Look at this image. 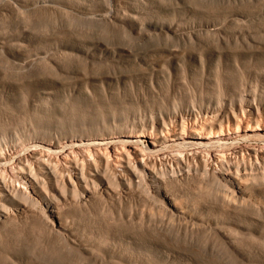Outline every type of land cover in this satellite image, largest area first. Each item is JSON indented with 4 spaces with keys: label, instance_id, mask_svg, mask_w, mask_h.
<instances>
[{
    "label": "rangeland",
    "instance_id": "rangeland-1",
    "mask_svg": "<svg viewBox=\"0 0 264 264\" xmlns=\"http://www.w3.org/2000/svg\"><path fill=\"white\" fill-rule=\"evenodd\" d=\"M239 1L0 0V46H3L0 47V141L8 143L3 150L8 159L0 172L9 177V154L17 151L18 157L23 158L24 144L34 137V132L45 131L52 138H59L63 133L80 128L94 130L103 121L118 123V126L133 121L138 123L157 110H171L173 103L179 110L183 103L198 110L201 106H212L217 98L236 95L245 81L254 85L253 71L260 68L264 59L249 48L241 54L221 57V62L214 59L210 69L191 75L189 64L197 60L191 54L197 52L196 47H186L179 59L181 69L173 72L168 59L157 48L169 45L170 41L155 40L154 35L151 40L141 39L143 33L153 34L154 25L181 22L185 25V21L192 19L208 20L227 30L264 29V0H250V4ZM100 13L125 16L126 20L122 23L98 20L96 15ZM235 13L243 16L238 17L242 22L235 21L232 17ZM132 18L136 27L141 28V35L134 33ZM263 36L253 35L259 43L264 42ZM176 41L181 43L173 40ZM81 47L92 56L77 52ZM161 65L171 76L164 79L151 75L150 69ZM243 74L247 80H243ZM101 76L106 77L103 84L94 81ZM148 82L156 85V92H150ZM252 93L246 88L247 98L254 97ZM259 96L260 92L255 95ZM262 116L264 118V113ZM258 125L263 129L264 121ZM13 144L16 146L11 150ZM234 144L238 156L225 149L222 151L232 157L229 156L226 163H239L236 169L230 166L232 173L249 185L250 193L242 197L246 200L243 203L251 206L249 209L222 213L218 204L223 196H230V188L228 191L210 182L194 166L190 171L193 178L180 190L172 189L185 197L183 200L189 205L209 209L217 213L216 217L222 214L219 224L208 225L217 226L228 239L207 224L195 226L162 218L159 202L145 194L142 187H134L131 194L118 187L117 191L121 192L118 199L115 196L97 198L88 208L72 207L71 194L66 191L63 201L51 192L50 183L44 191L58 200L59 206L53 205L60 208L59 212L63 211L60 212L62 221L73 235L89 243L103 236L115 241L120 238V243L128 248V255L134 256L140 264H264V141L253 139ZM250 146L257 150V155L248 158L246 150ZM206 154L202 156L207 162L209 156ZM157 166L158 172L166 170L168 176L187 170L177 164ZM39 200L23 202L24 210L13 212V222L3 227L0 224V264H99L98 260L68 246V233L60 235L51 230L40 215L42 203ZM235 200L237 204L242 203L241 199ZM241 221L246 222L247 231L239 228ZM231 242L235 243V249L230 248ZM247 255L251 257L249 262Z\"/></svg>",
    "mask_w": 264,
    "mask_h": 264
},
{
    "label": "bare ground",
    "instance_id": "bare-ground-1",
    "mask_svg": "<svg viewBox=\"0 0 264 264\" xmlns=\"http://www.w3.org/2000/svg\"><path fill=\"white\" fill-rule=\"evenodd\" d=\"M239 2L251 3L250 0ZM114 15H101L100 13L96 16H98L97 19L103 18L107 22L109 20V22L114 23H122L125 19V16L122 18ZM232 17L235 21H243L238 18L243 17L239 13L233 14ZM131 21L133 22V29L136 30L134 33L141 35V28L138 25V28L136 27L133 18ZM181 23L183 24V22ZM179 24L154 25L153 34L143 33L141 35L142 40H151L153 39L152 35H154L155 40L170 41L169 45L162 48L158 46L157 48L158 52L168 59L173 72L181 69L179 59L185 53L187 46L197 48L195 54L191 53L197 58L189 64L191 75L198 71L204 72L205 69H210V62L214 59L220 60L221 57L226 58L234 54H241L248 48L264 59V42L259 43L253 37V35H264V29L251 31L242 27L241 30H227L216 27L214 22L208 20L203 22L193 19L185 21V25ZM173 40H180L181 43L173 42ZM6 46L4 45V47ZM77 50V52L86 54L85 56L89 54L87 49L85 51L82 47ZM123 54L125 55V53ZM90 55L92 56V54ZM235 65L239 66L238 63ZM259 65L260 68H255V71L257 69L256 72L253 71L254 85L251 84L252 82L247 84L245 81L236 95L234 94L228 99L217 98L212 106H201L195 110V107H191L189 103H183L182 110H179L178 105L173 103L171 110H157L150 118L141 119L138 123L133 121V123L118 126V123L107 124L101 121L102 124L96 126V129L93 128L94 130H89L90 127L88 130L81 129L79 125V131L63 133L59 138H52L45 131L34 132V137L24 144L23 158L18 157L17 151L18 155L16 152L9 154L11 157H9L11 159L9 177L0 172L1 226L15 220H12L11 216H14L13 212L24 210L23 202H33L40 199L42 218L49 223L54 232H59L60 235L61 232L68 233L70 237L66 238V243L77 253H84L98 260L99 264H140L137 259H134V256L128 255V248L125 244L120 243V238L115 241L102 235L103 238L91 239L92 242L89 243L83 242L76 235H73L70 227L66 225L67 223H63L64 220L61 218L63 211L60 210V213L58 211L60 208L58 207V209L53 205L58 204L59 206L58 200H55L54 195L44 191L46 184L50 183L51 192L58 194L63 201L66 200V191H68L72 196L71 206L74 208H88L91 202H95L97 198L115 196L118 199L121 195V192L117 191L118 187L126 189L130 194L134 192V187H142L145 194L159 202L161 209L159 216L162 218L189 222L195 226L208 225L213 222L217 225L222 221L220 219L222 214L216 217L215 214L217 213L214 214L213 211L211 213L209 209H197L193 205H189L188 202L186 203L183 200L185 197L182 198V195L180 197L172 190L173 188L180 190L193 178L190 171L194 166L196 170H200L202 174L207 176L210 182L218 186L222 185L227 190L230 188L228 191L231 197L223 196L220 204H218V209L222 213L227 212L229 214L237 209L242 211L249 209L251 206L247 205L246 200L242 198L248 196L249 185L247 186L243 178L234 175L231 169V166L235 167L239 163L233 165L232 162H229L230 166L226 161L231 157L230 154H239L238 149L233 147L234 143L237 144L238 141L244 140L249 142L253 139L264 141V128L258 127L259 122L264 121L262 116L264 113V61H261ZM150 70L152 71L151 75H156V78L165 79L171 76V72L166 70L163 65L158 68L153 67ZM247 72L243 73L248 75ZM105 79L106 77L101 76L95 78L94 81L103 84L102 80ZM149 82L150 92H156L154 91L156 85L152 86L151 83L153 82L150 84ZM246 88H249L250 93L251 91L254 93V97H246ZM258 92L261 96L256 98L255 95ZM141 96L143 97V95ZM241 124L243 128H240ZM258 131H262V133ZM15 146L16 144H13L10 149L13 150ZM7 147L6 141H0V167L2 168L8 159V156H4L6 152H3L4 148ZM237 147L239 148V146ZM223 149L232 153L224 155ZM254 150L255 148L252 149L251 146L248 151L246 150L248 158L250 155L256 154L257 150ZM205 152L209 156L207 162L202 156ZM240 152V155L243 156L242 150ZM214 162L217 164H213ZM162 163L177 164L178 167L182 166L187 170L178 174L172 172V175L168 176L166 170L157 171V165ZM190 163L193 165L190 166ZM113 185L116 188L112 187ZM251 190L253 191V189ZM234 198L241 199L242 203H235ZM238 224L242 231H247L246 222L241 221ZM209 228L217 234L222 233L223 237L228 239L227 235L219 231L217 226H209ZM229 246L233 249L236 248L234 242H231ZM245 257L246 261L249 262L251 257L249 255Z\"/></svg>",
    "mask_w": 264,
    "mask_h": 264
}]
</instances>
